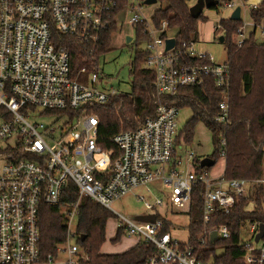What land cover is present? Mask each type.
<instances>
[{
  "label": "built area",
  "instance_id": "1",
  "mask_svg": "<svg viewBox=\"0 0 264 264\" xmlns=\"http://www.w3.org/2000/svg\"><path fill=\"white\" fill-rule=\"evenodd\" d=\"M217 4L231 12L240 6L242 20L245 0H221ZM145 6L144 0H0V155L4 157L0 171V264H87L86 250L69 240L75 235L78 241L80 236L68 231L77 217L80 198L88 197L111 211L112 201L137 187L150 191L148 185L154 181L168 189L169 202L179 208L187 207L193 187L203 184V229L194 241L180 243L164 231L161 219L139 222L113 211L129 235L154 247V255L146 264H212L204 258L212 231L216 232L214 241L230 236L225 225L209 226L216 209L228 213L256 183L262 185L264 198V155L258 181L195 173L176 158V148L181 147L175 143L179 108L166 100L175 97L181 87L202 85L206 77L214 78L215 85L225 91L229 65L196 50L192 40L178 42L176 30L166 22L157 26L153 14H142ZM126 9L130 17L123 19L134 33L128 35L132 42L143 43V66L154 74L157 106L155 115L139 127L112 136L119 155L111 160L113 152L96 143L98 118L93 109L118 92L95 86L96 72L87 73L83 82L72 77L69 53L58 36L81 41L94 51L102 35L115 26L113 37ZM251 20H242L234 35L235 45L240 46L253 33L264 42V20L258 25ZM250 25L252 32L247 31ZM168 39H174L170 49H166ZM218 109L215 121L226 126L228 95L223 94ZM38 117H49L50 122H38ZM220 143L224 145V139ZM192 158L189 155L190 161ZM69 181L77 187L78 199L61 205V191ZM139 199L155 217L164 205L158 197L153 202ZM43 204L59 206L67 228L65 240L48 254L40 248L38 221ZM244 225L249 236L243 242L245 262L261 264L264 235L256 246L258 225ZM256 250L257 256L253 254Z\"/></svg>",
  "mask_w": 264,
  "mask_h": 264
},
{
  "label": "trees",
  "instance_id": "2",
  "mask_svg": "<svg viewBox=\"0 0 264 264\" xmlns=\"http://www.w3.org/2000/svg\"><path fill=\"white\" fill-rule=\"evenodd\" d=\"M191 0H156L165 4L154 10L153 21L159 26L166 22L170 29L176 30V40L194 41L199 22H205L202 13L195 19L189 14ZM219 2L221 0H218ZM247 1V0H246ZM155 3V4H156ZM218 5V4H217ZM210 9H216V5ZM250 17L258 25L264 20V0L250 8ZM242 20L220 19L214 27L217 38L223 36L226 48V61L229 65V85L225 91L217 87L214 78L206 77L204 83L194 87H181L177 95L167 99L179 109L188 107L190 118L185 122L175 140L182 137L185 144L191 143L196 125L202 123L211 132L212 153L208 156L214 164L224 152V170L226 180L247 179L258 181L262 177L264 148V42L253 33L240 46L234 44V35ZM216 27H219V32ZM136 33H137V28ZM115 26L104 33L94 51L90 45L71 37L60 35V43L67 48L71 76L79 81L86 80V74L95 71L97 56L110 49L111 32ZM218 32V33H217ZM140 38H138L139 40ZM145 53L136 52L130 70L131 88L129 93L118 92L110 95L107 101L97 105L93 113L98 118L96 143L106 151H112L111 160L119 155L112 142V136L125 130H134L146 118L155 115L156 99L152 88L154 74L143 66ZM84 68L85 73H80ZM223 94L228 95L229 111L227 125L215 121L218 105ZM224 139L225 144L221 145ZM200 158H192L195 173H208L212 167H200ZM214 166V165H213ZM203 184H196L190 194L187 206L189 216L188 240L194 241L202 232L201 193ZM78 199L77 187L69 181L61 191V205ZM112 214L103 206L88 197H81L76 217V234L83 235L78 242L86 250L87 264H146L154 255V247L143 241L116 254H103L101 246L105 241V229ZM157 219H160L158 216ZM164 222V231L168 224ZM246 222L264 224V198L262 185L256 183L247 197L236 200L228 213L216 209L210 227L225 225L230 236L205 245L204 258L212 264H248L245 262L246 250L241 238L242 227ZM40 248L43 254L52 253L55 247L66 237L64 215L59 206L41 205L39 210ZM122 228L117 229L118 240ZM220 251L218 252V250ZM255 256L258 250L253 252ZM258 264V263H255ZM261 264H264L261 263Z\"/></svg>",
  "mask_w": 264,
  "mask_h": 264
},
{
  "label": "rangeland",
  "instance_id": "3",
  "mask_svg": "<svg viewBox=\"0 0 264 264\" xmlns=\"http://www.w3.org/2000/svg\"><path fill=\"white\" fill-rule=\"evenodd\" d=\"M134 2V0H131ZM253 1V0H250ZM131 3V2H130ZM128 4V7L130 5ZM195 3V0L190 1V6ZM239 4V3H238ZM165 4H153L146 5L142 10V14L146 17H150L154 10L159 7H164ZM127 7V8H128ZM241 10L242 20L244 19V12L248 8V5H243ZM230 10L225 9L221 4L216 5V9H203L202 15L206 18L205 22H199L197 26V33L193 37L194 48L199 51H206L212 55L217 63L224 62L226 60V48L223 42H220L213 34V28L217 22L223 18H229ZM117 31L111 38L110 49L95 59L96 66L95 71L98 75V81L95 86L103 91L110 92L112 89L115 92L129 93L131 88L130 70L133 64L136 52H139L143 48V43L131 42L130 45H126L125 37L128 34L133 35V29L129 26L128 22L123 19L130 17V12L126 9L120 14ZM191 110L188 107L180 108L176 118V131L177 135L183 128L185 122L190 118ZM38 122L49 123V117H38ZM176 135V136H177ZM176 138V137H175ZM176 146V158L189 166V169H193L192 161L189 159V155L199 157L200 159L208 157L212 151L213 146L211 142V132L202 124L198 123L194 129L193 139L191 143L185 144L180 137L175 140ZM1 145V144H0ZM4 162V157L0 155V171ZM191 164V165H190ZM224 170V159L221 157L212 166L209 174L211 177L221 175ZM150 191H147L145 187H137L121 198H118L111 203L112 216L108 219L105 229V241L101 246V252L103 254H116L124 252L125 250L135 246L139 241L137 237L129 235L124 228L121 227L119 219L113 213L134 218L138 215H146L150 213L144 206L143 200L139 197H143L148 202H153L155 198H161L163 200V207L158 208L156 211L157 216L163 219L168 224V232L170 236L180 243H185L188 240V224L189 216L187 215V207L179 208L169 202L167 198L168 189L163 188L159 181H154L148 185ZM246 225L242 227L241 238L243 240L248 239L249 236L246 232ZM122 228L119 234L118 240H114L116 237L117 229ZM69 233L76 232V219L69 225ZM70 243H75L82 247V245L76 241V236L69 238ZM259 246L260 244H255Z\"/></svg>",
  "mask_w": 264,
  "mask_h": 264
},
{
  "label": "water",
  "instance_id": "4",
  "mask_svg": "<svg viewBox=\"0 0 264 264\" xmlns=\"http://www.w3.org/2000/svg\"><path fill=\"white\" fill-rule=\"evenodd\" d=\"M156 3V0H144L145 5H153ZM218 0H195V3L189 7V14L192 18H197L203 9H210L211 7L217 5ZM230 20L238 21L240 20V6L235 7L229 16ZM131 40L130 35L126 37V43ZM218 40L223 42V36H219ZM174 45V39L166 40V49H170ZM200 167H212L214 161L210 157H204L200 160ZM135 221L139 222H151L153 223L156 220L154 214L138 215L133 218ZM264 235V224H259L258 232L254 236V242L257 243L260 238ZM216 239V232L212 231L210 235V243ZM80 240H84V236L80 235Z\"/></svg>",
  "mask_w": 264,
  "mask_h": 264
},
{
  "label": "crops",
  "instance_id": "5",
  "mask_svg": "<svg viewBox=\"0 0 264 264\" xmlns=\"http://www.w3.org/2000/svg\"><path fill=\"white\" fill-rule=\"evenodd\" d=\"M263 0H253V1H250V0H245V4L244 5H248V8L245 10L244 12V19L247 21H250L251 18H250V8L253 7V6H257L259 5ZM223 19H226V18H223ZM252 21V20H251ZM214 30H216L215 28H213V34H214ZM247 31L249 32H252L253 31V27L252 25H250V27H248ZM218 33V32H217Z\"/></svg>",
  "mask_w": 264,
  "mask_h": 264
},
{
  "label": "flooded vegetation",
  "instance_id": "6",
  "mask_svg": "<svg viewBox=\"0 0 264 264\" xmlns=\"http://www.w3.org/2000/svg\"><path fill=\"white\" fill-rule=\"evenodd\" d=\"M128 35H126V37H127ZM126 37H125V42H126ZM131 37V40L128 42V43H125L126 45H130V43L132 42V36H130Z\"/></svg>",
  "mask_w": 264,
  "mask_h": 264
}]
</instances>
